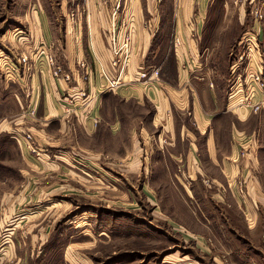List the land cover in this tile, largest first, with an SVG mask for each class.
Here are the masks:
<instances>
[{
  "label": "rangeland",
  "instance_id": "obj_1",
  "mask_svg": "<svg viewBox=\"0 0 264 264\" xmlns=\"http://www.w3.org/2000/svg\"><path fill=\"white\" fill-rule=\"evenodd\" d=\"M63 1L0 0V182L18 184L21 191H26L28 195L21 205L26 204L30 221L36 225L30 227L32 233L22 240L20 246L30 254L27 264H264V233L259 239L255 233L242 234L233 224L230 227L226 210L221 208L219 201H215L214 205L211 201L216 199L206 197L210 194L204 193L201 188V183L209 187V176L188 160L185 165H182L183 160H180L181 165H177L165 159L171 152L168 142L172 139L165 128H171V124L166 121L161 126L154 123L157 109L150 98L142 103L131 101L124 108L127 110L125 123L128 126L124 135L116 139L104 130L96 135L85 130L84 134L76 137L61 136L57 121L50 124V128L54 140L61 141L63 146H55L49 151L36 142L37 133L42 139L48 136L44 122H40L39 118L41 94L37 95V103L33 105L36 97L32 96L33 80L35 87H39L38 75H34L33 68L36 62L39 71H48L51 65L48 52L43 59L41 57L44 50L40 49L44 45L41 42L42 32L33 27L39 10L50 13ZM76 1L79 2L78 13L84 14V18H87L94 3L117 10L111 15V28L104 36L112 52L122 46L123 40L128 43L123 33L126 26L132 24L137 30L135 21L126 14L124 0ZM154 1L160 3L159 0H145L148 4ZM170 2V6L176 3L174 0ZM250 7L249 0H213L203 17L204 30L198 42L201 52L191 69L196 75L205 74L212 78L217 76L215 71L225 74L221 85L227 98L237 75L245 72L243 67L247 68L248 60L239 66L240 69L234 63L236 55L242 51L238 42L252 23V17L247 14ZM73 8H76L75 4ZM261 8L264 12V5ZM72 18L75 32L80 23L76 16ZM263 20L264 17L260 22ZM67 23L62 25L67 26ZM84 25L82 38L85 40ZM53 26L62 29L54 22ZM148 29L154 43L144 66L150 68L151 74L168 51L170 55V49H165L163 55L156 57L158 42L153 38H156L153 22ZM134 30L123 73L132 66L136 48ZM36 39L39 40L37 48H33L31 45ZM169 39L166 32L162 34L160 43L168 47ZM263 42L264 37L256 42L255 47L259 46L257 50H263ZM52 52L57 58L53 53L49 54L60 60L58 56L63 53L62 49ZM23 56L30 58V70L21 64ZM205 59L207 62H202ZM87 64L91 72L95 69L94 63L87 62L85 67L80 65L79 69L85 75L90 74L87 73ZM111 65L114 68L112 62ZM100 66V83L107 82L103 76L104 68ZM256 70V67L249 68V71ZM155 79L158 80L149 79V76L136 78L134 83L139 86L142 82L140 88L154 95L157 90ZM203 81L211 83V80ZM203 81L197 79L200 86ZM159 84V87L162 86ZM85 99V103L90 99L88 91ZM34 108L36 113L33 115L31 110ZM262 112L264 109L255 115ZM88 119L89 125L92 123L89 127H93L94 119L91 116ZM139 126L142 133H139ZM131 130L136 132L132 137L128 135ZM178 133L181 136L182 130L179 129ZM27 134L32 135V140L26 139ZM62 137L64 139H60ZM244 149L240 151L241 156L250 151ZM45 151L50 157L45 155ZM177 167L180 175L174 174ZM191 169L194 174L188 172ZM239 192L248 194L243 188ZM40 231H50L45 253L39 252L43 241H39L38 236L30 238Z\"/></svg>",
  "mask_w": 264,
  "mask_h": 264
},
{
  "label": "crops",
  "instance_id": "obj_2",
  "mask_svg": "<svg viewBox=\"0 0 264 264\" xmlns=\"http://www.w3.org/2000/svg\"><path fill=\"white\" fill-rule=\"evenodd\" d=\"M124 1L127 16L129 15L137 25V30H134L136 48L132 66L130 65L120 78V84L124 85L112 90L108 88L109 83L105 81L100 83L102 74L98 72V66L104 68L103 71L110 80L118 78V72L111 65L114 54L108 49L104 37L107 29L111 28L109 27L112 24L111 15L117 11L115 8L94 3L87 18H84V14L78 13V1L64 0L50 13L45 10H39V15L34 13L37 18L34 16L33 28L41 30L43 38L41 42L44 43L40 46V49L44 48L41 51L42 59L47 52L49 54L53 53L54 49H62L63 53H59L60 57L58 56L60 60H56L70 77L69 80L64 79L63 75L55 78L52 66L48 71H39L35 61L33 69L34 75H38L39 87H35L33 80L32 96H36L32 98L33 105L37 103V95L41 94L43 98L39 118L40 122H44L48 136L42 139L37 133L36 142L42 149L47 150L55 146L62 147L61 141L54 140L53 130L50 128V124L57 121L60 123L61 136L65 134L76 137L84 134L85 130L91 135H96L104 130L111 138L116 139L124 135V129L128 126L125 123L127 110L124 108L131 101L142 103L150 98L157 109L154 123L161 126L166 121L171 124V128L170 126L165 128L172 136L171 142H168L171 152L165 159L177 165H181L180 160H183L182 165H185L187 160L195 163L198 170L202 169L201 172L209 176L210 188L201 183L203 192L210 194H206V197L216 199L211 201L214 205L215 201H219L221 208L226 210L229 226L233 224L242 234L255 233V237L260 239L264 233V112L255 115L250 108L234 109L229 105V99L224 92L226 90L221 85V78L225 76L221 71L219 73L215 71L217 76L213 79L210 75H196L191 69L199 59L201 50L198 42L204 30L203 17L208 13L209 4L213 0H174L176 1L174 6H170L172 3L169 1L172 0H159L160 3L154 1L152 4L145 0ZM262 1L264 3V0L258 2L249 0L252 7L247 10V14L252 17V23L242 34L238 44L248 47L251 54L254 53L251 58L253 66L264 74V53L262 49L257 50L259 46L255 47L256 42L263 40L264 37V20L260 22L257 17V12L264 16ZM73 4L76 8H73ZM72 15H75L80 23L78 31L75 32ZM118 16L121 17L122 13ZM53 22L62 29L54 27ZM82 22L86 29L85 40L82 38L84 36ZM152 22L156 34V38H153L158 42L155 47L156 57L163 55L165 49H170V55L168 51L158 66L161 73L154 82L157 87L154 95L140 88L142 82L139 86L134 83L138 71L145 67L146 56L153 47L154 42L148 29ZM62 23H67V26H63ZM166 32L170 37L168 47L160 43L162 34ZM38 41L36 39L31 46L37 48ZM55 56L57 58V55ZM170 57L175 65V74L172 76L167 74L168 67L172 64ZM87 62L95 65L94 72H91L87 64L89 75H85L84 71L79 69L80 65L85 67ZM197 79L211 80V83L203 81L200 86ZM128 83L131 84L125 86ZM159 83L162 86L159 87ZM82 91L89 92L90 99L86 103L88 98L85 100L78 98ZM90 116L94 119L93 127H89L92 125V123L89 125ZM139 128V133H142V127ZM179 129L182 130L181 136L178 133ZM135 133L131 130L128 135L132 137ZM244 148L250 151L241 156L240 151ZM46 152L45 155L50 157L49 152ZM169 169L170 167L167 168ZM215 169L220 171L217 172ZM178 171L177 167L176 172L172 171L171 174L180 175ZM188 172L195 173L193 169ZM240 188L245 189L248 194L242 195L239 192ZM27 198L26 191H21L18 184L0 182V264H27V257L30 254L25 247L20 246L22 240L29 238L32 233L30 227L36 225L30 221V212L26 211V204L21 205ZM34 236L43 241L39 252L45 253L50 231H40L30 238Z\"/></svg>",
  "mask_w": 264,
  "mask_h": 264
},
{
  "label": "built area",
  "instance_id": "obj_3",
  "mask_svg": "<svg viewBox=\"0 0 264 264\" xmlns=\"http://www.w3.org/2000/svg\"><path fill=\"white\" fill-rule=\"evenodd\" d=\"M257 17L259 19H262L264 16L260 12H257ZM128 30H129V34H127ZM133 30L134 28L132 24L130 27L126 26V29L123 31V33L128 43H126L123 40V43L121 44L122 46L118 49L115 48L113 51L114 58L112 60V63L116 72H118V78H116L115 80H110L107 73L105 71L103 72V76L106 78L107 82L109 83L108 87L111 90L114 88L116 89L121 85L120 78H121V74L123 73L126 67V63L128 59L127 50H129L131 47L130 46L131 34ZM176 41L178 42V38L176 39ZM263 53H264V42H263ZM252 56L253 55L251 54V50L246 46H243L242 51L236 55V61L234 63V66L239 67L246 60H248V64H247V68L243 67V70H245V72L239 73L236 79L234 80L232 84V90L228 98L229 99L228 102L229 105L234 107V109H238L237 107L239 108L242 107L245 109L250 108L252 112L257 113L264 109V74L258 70L249 71L250 67H255L252 66L251 63ZM20 60L24 68H26V70H30V63H31L30 58L28 56H23L21 57ZM48 60H49V64L53 66L52 74L54 75V77H61L63 75L64 79L69 80L70 77L65 74V71L62 68V66L56 62L54 55L48 54ZM159 75H160L159 68H156L150 74V68L144 67L141 73L137 74V78L141 79L143 77L146 78L149 76V79H154V78H158ZM85 95L86 92L82 91L79 94L78 98L83 99ZM31 112L34 115L36 113V108L32 109ZM32 138L33 137L31 134H27L26 139L28 141L32 140Z\"/></svg>",
  "mask_w": 264,
  "mask_h": 264
},
{
  "label": "trees",
  "instance_id": "obj_4",
  "mask_svg": "<svg viewBox=\"0 0 264 264\" xmlns=\"http://www.w3.org/2000/svg\"><path fill=\"white\" fill-rule=\"evenodd\" d=\"M170 59H171V57H170ZM170 59H169V60H170ZM170 63H172L171 60H170ZM173 64H174V63L170 64V66L168 67V73H167L168 75H173V74H175V69H174V68H175V65H173ZM170 69H171V70H170Z\"/></svg>",
  "mask_w": 264,
  "mask_h": 264
},
{
  "label": "bare ground",
  "instance_id": "obj_5",
  "mask_svg": "<svg viewBox=\"0 0 264 264\" xmlns=\"http://www.w3.org/2000/svg\"><path fill=\"white\" fill-rule=\"evenodd\" d=\"M252 63V62H251ZM252 66H253V63H252Z\"/></svg>",
  "mask_w": 264,
  "mask_h": 264
}]
</instances>
